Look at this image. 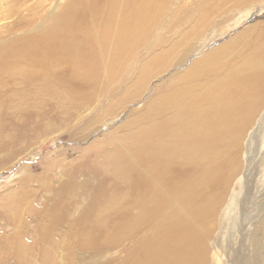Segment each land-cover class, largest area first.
Segmentation results:
<instances>
[{
	"label": "bare ground",
	"instance_id": "6f19581e",
	"mask_svg": "<svg viewBox=\"0 0 264 264\" xmlns=\"http://www.w3.org/2000/svg\"><path fill=\"white\" fill-rule=\"evenodd\" d=\"M173 1L67 0L50 21L3 42L0 152L20 151L37 132H49L48 124L57 118L65 125L73 118L81 123L86 111L93 115L87 120L93 131L98 124L110 126L120 107L138 102L151 80L183 65L188 55L201 54L210 29L251 2L200 0L196 16L179 20L186 25L180 42L145 58L141 50L146 49L147 36ZM257 30L245 29L193 58L123 125L93 139L74 163L58 166L61 180L47 210L39 203L42 191L52 189L48 177L25 179L40 181L23 194L26 208L43 221L47 245L40 264H55L50 232L57 216L70 213L75 218L65 232H70L71 244L60 245L63 256L58 263L208 264L209 237L220 209L234 205L250 188L249 177L258 174L253 168L264 166V31ZM189 44L195 45L185 56L182 51ZM179 47L182 54L174 57ZM114 82L120 86L112 92L115 100L97 108ZM255 153L260 161L253 162ZM241 156L246 159L243 170ZM253 182L254 188L262 189L264 174ZM34 202L38 207L30 209ZM12 211L11 238L0 236V264L12 257L20 264H35L22 257L15 244L20 218L17 208ZM104 212L108 215L100 216L101 221H89L88 214ZM263 239L262 221L252 235V246L257 248ZM114 246L123 254L120 260L104 257Z\"/></svg>",
	"mask_w": 264,
	"mask_h": 264
},
{
	"label": "rangeland",
	"instance_id": "374dc122",
	"mask_svg": "<svg viewBox=\"0 0 264 264\" xmlns=\"http://www.w3.org/2000/svg\"><path fill=\"white\" fill-rule=\"evenodd\" d=\"M66 1L67 0H0V46L3 42L8 41L12 37H21L26 32V28L29 27L32 30L36 26H39L43 20L50 21L54 13H58ZM199 3L200 0H182L181 2L179 0H174L172 5L170 4V6H168V11H166L167 14L163 20L158 23V27L151 31L149 37L147 36V41L144 44L147 50L145 48L141 50V52L144 53V57L148 58L153 54L155 55L163 50H167L175 45L173 41L179 43V40L182 39L183 32L186 30V25L183 27L179 20L187 19L190 14H195L194 16H196L195 11ZM245 13L249 14L246 18L242 17ZM227 17L228 20L226 23L219 26L216 24L217 27L215 26L210 29L208 40L205 42L206 45L201 54H193L190 48L195 44H189L188 47L182 51L185 56L186 54L188 55V53L185 54L187 50L192 53L188 55L189 57L187 56L186 62L181 66L177 65L171 68L168 73L164 72L161 73V75L159 74V76L151 80L148 84L147 92L145 91L146 93L143 94L138 102H131L129 105H125L124 109L120 107L117 112L118 115L116 114V116L111 119H114L112 122L113 124L110 125L106 122L110 126L107 127L106 124H102L103 126L98 124L96 130L93 131L89 121H87L93 118V115L89 114V111H86L82 113L83 115L81 114L82 116H87L86 118L84 117L81 123L80 120L73 118L71 122L65 125L63 120L60 122L56 121L57 118L54 122L48 124L50 125L49 132H37L31 137L29 144L20 146V151L6 155L0 152V197L1 200H4L3 203L0 200V236L3 237V235H5L9 239L11 238L13 229L8 222V217L13 215L14 211L12 210L17 208L20 218V237L15 244L20 248L22 257L32 259L35 264H40L42 250H44V246L47 245L43 231L42 217L38 218L37 215L32 214L29 208H26L28 202L23 199V194L26 192L25 188H29L30 186L37 188L35 186L40 183V181L36 182L38 177L41 176L42 179L48 177L47 179L51 182L52 189L49 193H46V190L42 191L39 203L40 207H44L43 209L47 210L54 199L55 186L58 185L57 183L61 180L58 166H66L74 163L78 154H80L93 139L96 137L101 138L105 133L113 132L116 127L123 125L132 117H130L132 111L136 109L140 110L146 101L154 97L156 91L159 94L162 90V86L170 81L174 74L187 69L193 58L198 59L204 52L217 49L223 45V43H226L250 27H258V32L264 31V0H251L248 5H245L240 14L228 13ZM221 18L223 17L216 18L215 22H219ZM239 19H241L242 23H240L241 21L238 23ZM19 21L24 24H20L19 26ZM147 24L146 22L144 23L143 29ZM214 29H218V31ZM221 30H225V32L221 34ZM140 35L143 34L140 33ZM163 38L164 40L162 41ZM178 49L174 57H178L182 54H180L181 47ZM152 50L154 51L151 52ZM184 55L183 57H185ZM136 64L138 67L139 63ZM135 72H137V68ZM132 77L134 78V75H132ZM125 84L128 85L129 83L126 82ZM108 86L110 87L107 88L108 90L105 89L106 91L103 93L104 97L101 99V103L96 105L97 108H100L102 105L103 108L109 107L110 105L108 104L115 100L112 94L117 91L116 87H118L119 84L116 86L114 82L110 83ZM122 92L124 94L125 90L121 91L120 96ZM45 110L51 114L47 109ZM42 126H46V124L42 123ZM252 155L255 156L253 162L260 161L256 158V153ZM242 160L243 165L241 164V166L243 167H240V169L243 170L246 165L244 156H241V161ZM262 160L264 161V156ZM54 161L58 165L54 164ZM253 167L254 164L252 165V168ZM253 169H257L258 174L249 177L250 188L249 186L246 187L240 197L233 202L234 205L231 204L232 211H228L231 206L227 207V205H225L218 213L215 228L208 242V264H249L244 263V260L247 262L250 261V264H264V239L257 248L252 246V235L256 228L259 227V224L262 221L264 222V186L262 189L254 188L255 184L253 180L261 174H264V166L260 169L256 167ZM35 175L38 176L36 179H31L29 182L25 181L27 177H35ZM36 204L37 203L34 202L30 209L38 207ZM7 205L9 206L8 208ZM103 205V208L108 207L105 204ZM104 213H99L100 215H98V213L88 214V219L92 222V219L96 217L101 221L100 216L105 217L108 215V212ZM74 218L75 215L72 213H70V216L68 215L66 217L57 216L56 219H58V222L55 228L52 229V232H50L52 241L50 238L48 241H51L50 246L53 248L52 258L53 260L55 259V264H62L56 261V259L63 256L61 253L63 247L60 245L65 246V244H68L70 246L71 244L69 243L71 235H68L70 232L68 231L66 233L65 229L68 230ZM56 219H54V221ZM244 219H249V224H247L248 222L245 223ZM9 252L13 255V250ZM104 257L120 260L123 254L119 247L114 246L104 252ZM18 263L19 262L15 261L13 257L4 262V264ZM81 264L91 263H89L88 260H81ZM111 264L116 263L112 262Z\"/></svg>",
	"mask_w": 264,
	"mask_h": 264
},
{
	"label": "crops",
	"instance_id": "0c3cea01",
	"mask_svg": "<svg viewBox=\"0 0 264 264\" xmlns=\"http://www.w3.org/2000/svg\"><path fill=\"white\" fill-rule=\"evenodd\" d=\"M101 239H105V234L100 235ZM101 242H104L105 240H100Z\"/></svg>",
	"mask_w": 264,
	"mask_h": 264
}]
</instances>
